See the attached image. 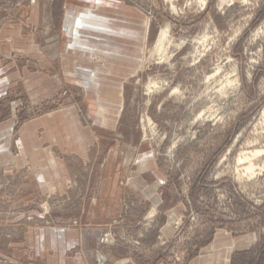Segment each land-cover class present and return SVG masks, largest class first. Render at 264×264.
I'll list each match as a JSON object with an SVG mask.
<instances>
[{"label":"rangeland","instance_id":"1","mask_svg":"<svg viewBox=\"0 0 264 264\" xmlns=\"http://www.w3.org/2000/svg\"><path fill=\"white\" fill-rule=\"evenodd\" d=\"M220 1L0 0V264H264V0Z\"/></svg>","mask_w":264,"mask_h":264},{"label":"bare ground","instance_id":"2","mask_svg":"<svg viewBox=\"0 0 264 264\" xmlns=\"http://www.w3.org/2000/svg\"><path fill=\"white\" fill-rule=\"evenodd\" d=\"M231 0H221L220 1V6L223 7L224 5H226L227 3H231L230 2ZM246 2V1H245ZM174 11H175V8H174ZM204 40L206 39V37L203 38ZM170 44V39H169V34L167 31H163L160 36H159V40H158V43H157V46H156V51L159 52V53H164L166 52V47L167 45ZM150 86L148 87V91H153V89H155L157 87V84L156 83H151L149 84ZM154 92V91H153ZM151 122V120H150ZM256 154V153H255ZM250 155V154H249ZM257 155V154H256ZM259 155V153H258ZM241 156V155H240ZM251 156V155H250ZM253 156V155H252ZM248 157V155H242L238 162L240 163H246L248 162L249 166H247V168L245 169V171L247 173H252L253 174V171H254V165L252 164L251 162V159L253 157ZM256 157V156H255ZM251 158V159H250Z\"/></svg>","mask_w":264,"mask_h":264},{"label":"crops","instance_id":"3","mask_svg":"<svg viewBox=\"0 0 264 264\" xmlns=\"http://www.w3.org/2000/svg\"><path fill=\"white\" fill-rule=\"evenodd\" d=\"M141 187V186H140ZM142 188L145 189V187L142 185ZM146 189H149V187H146ZM153 192V190H152ZM154 194V193H153ZM81 238L79 237V240ZM109 254L107 252L104 253V258L108 259L107 261H113L110 259V257L108 256ZM233 252L232 251H227L226 255L224 254H217L216 259L211 260L209 259V257H202L200 258L199 261L195 262L194 264H230V259L232 258ZM230 258V259H229ZM134 260L132 258H129V256H123L122 258H120L119 260L114 261V264H135L133 262ZM222 261V262H221ZM221 262V263H220ZM111 263V262H110Z\"/></svg>","mask_w":264,"mask_h":264}]
</instances>
